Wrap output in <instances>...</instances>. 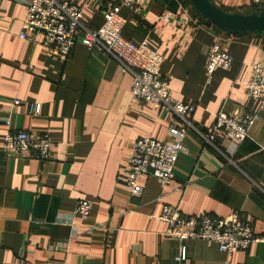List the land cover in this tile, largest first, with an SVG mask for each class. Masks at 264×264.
<instances>
[{
    "label": "crops",
    "instance_id": "0c3cea01",
    "mask_svg": "<svg viewBox=\"0 0 264 264\" xmlns=\"http://www.w3.org/2000/svg\"><path fill=\"white\" fill-rule=\"evenodd\" d=\"M27 1L0 0V264H177L182 244L187 264H264V241L221 252L211 241L165 235L159 217L164 204L196 216L236 211L264 236V106L245 90L252 64L264 63V34L216 32L179 0H149L141 16L121 10L122 35L135 43L146 39L162 55L160 74L174 97L196 105L192 120L199 130L209 133L221 110L259 115L237 145L216 137L223 153L187 130L171 184L161 187L146 174L136 196L124 172L131 144L144 135L169 140L173 115L134 98L131 74L97 47L77 45L62 56L20 37ZM69 1L81 7L90 28L102 25L100 0ZM214 1L229 11L250 3ZM165 8L198 22H166L159 18ZM215 40L232 61L208 73ZM30 103L40 104L37 115L28 113ZM7 118L12 129L47 133L50 157L2 149ZM79 199L91 205L85 219L74 213Z\"/></svg>",
    "mask_w": 264,
    "mask_h": 264
},
{
    "label": "built area",
    "instance_id": "2783aa9c",
    "mask_svg": "<svg viewBox=\"0 0 264 264\" xmlns=\"http://www.w3.org/2000/svg\"><path fill=\"white\" fill-rule=\"evenodd\" d=\"M148 3L149 0H100L98 10L104 20L99 28L94 29L87 25L81 7L69 0H28L23 28L19 34L22 38L41 42L62 56H67L77 45L86 49L97 47L116 59L122 72L131 74L134 98L142 102L150 101L160 111L173 115L167 128L169 140L163 141L144 135L131 144L124 172L127 176L126 184L131 194L136 196L143 191V177L146 174L155 176L161 187L171 184L174 178L173 168L183 149L187 130L195 131L207 144L223 153L216 143V137L221 136L235 146L246 138L249 128L259 116L256 112L243 111L235 115L221 110L215 114L214 125L209 133L199 130L192 120L196 105L174 97L170 93L167 78L160 74L162 55L146 39L135 43L122 35L127 20L121 10L126 8L141 16ZM249 6L264 9V0H250ZM185 11L188 15L187 9ZM191 17H181L176 10L166 8L159 14V18L166 22L178 18L181 22L192 21L197 24L198 18ZM39 36L42 37L41 41ZM231 61V55L215 40L208 50L205 68L211 73L218 67L228 68ZM245 90L248 95L259 100L261 107L264 106L263 62L252 64ZM12 102L17 105L21 101L15 98ZM39 112V103L28 104L29 114L37 115ZM3 123L6 131L1 139L2 149L13 150L39 160L50 157L52 142L47 133L35 134L28 130L12 129L8 118ZM90 208L89 200L79 199L74 213L85 219ZM159 217L167 223L165 235L173 236L181 242L190 238L211 241L221 252L247 250L254 242L264 241V236L254 232L252 222L236 211L228 216H196L182 214L177 206L164 204ZM175 260L177 264H187V253L183 244L179 247Z\"/></svg>",
    "mask_w": 264,
    "mask_h": 264
},
{
    "label": "water",
    "instance_id": "95a60500",
    "mask_svg": "<svg viewBox=\"0 0 264 264\" xmlns=\"http://www.w3.org/2000/svg\"><path fill=\"white\" fill-rule=\"evenodd\" d=\"M207 22L234 33H264V9L261 11H228L211 0H187Z\"/></svg>",
    "mask_w": 264,
    "mask_h": 264
},
{
    "label": "trees",
    "instance_id": "16d2710c",
    "mask_svg": "<svg viewBox=\"0 0 264 264\" xmlns=\"http://www.w3.org/2000/svg\"><path fill=\"white\" fill-rule=\"evenodd\" d=\"M179 1H180V2H183L184 4L189 5V6L191 7V9L193 10L195 16H198V18H199L201 21H203V22H205V23L211 25L212 28H213L216 32H219V33H226V34H233V35H241V34H244V33H234V32H230V31H226V30H223V29L217 27V26H216L215 24H213V23H209V22H207L206 19H205L204 17H202L198 12H196V11L193 9V7L187 2V0H179ZM211 1L215 2L214 0H211ZM215 3H216V2H215ZM217 5H218V4H217ZM220 7H221V6H220ZM222 8H223V7H222ZM223 9H225V8H223ZM225 10H227V9H225ZM261 10H263V8L258 9V8H251L250 6H247V7L241 8L240 10H237V11L250 12V11H261ZM228 11H229V10H228ZM246 34H249V33H246ZM255 34H264V33H255Z\"/></svg>",
    "mask_w": 264,
    "mask_h": 264
}]
</instances>
